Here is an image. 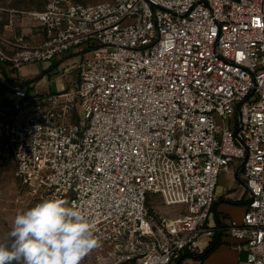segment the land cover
<instances>
[{"label":"built area","instance_id":"built-area-1","mask_svg":"<svg viewBox=\"0 0 264 264\" xmlns=\"http://www.w3.org/2000/svg\"><path fill=\"white\" fill-rule=\"evenodd\" d=\"M44 1L29 12L44 38L10 56L0 46V61L74 52L80 79L0 99V156L29 201L86 210L92 264H176L201 252L220 175L242 164L246 211L227 232L264 264V0ZM151 195L185 213L155 230Z\"/></svg>","mask_w":264,"mask_h":264},{"label":"crops","instance_id":"crops-1","mask_svg":"<svg viewBox=\"0 0 264 264\" xmlns=\"http://www.w3.org/2000/svg\"><path fill=\"white\" fill-rule=\"evenodd\" d=\"M4 26V27H2ZM45 36L44 29L32 17L22 20L17 17H11L10 22L2 25L0 21V46L10 56L15 49L37 45ZM74 56L72 63L71 57ZM68 56V57H67ZM65 59L56 63L58 66L65 65L69 67L71 63L77 67L79 56L74 52L64 56ZM67 58V59H66ZM38 61L27 63L19 67H14L11 61H0V97L6 102L10 101L13 94V87L19 82L34 80L36 77L51 74L53 68L40 72ZM58 64V65H57ZM54 68V69H55ZM6 73V76L4 73ZM44 75L38 81L30 84L33 92L43 94L48 91L44 90L42 80ZM63 86H66L65 84ZM72 86L70 83L68 88ZM236 165L233 166V171ZM234 172L228 170L223 172V177L227 180V185L223 188L222 193L217 194V200L214 203L210 222L212 225L211 232L199 237L198 244L200 251L209 245L214 235L218 234L221 238V244L211 252L204 260L187 257L183 263L188 264H248L247 248L243 241L231 236L227 232L229 224L232 222L241 223L246 211V201L248 192L240 178L234 177ZM240 246V248H237ZM200 252V253H201Z\"/></svg>","mask_w":264,"mask_h":264},{"label":"clouds","instance_id":"clouds-1","mask_svg":"<svg viewBox=\"0 0 264 264\" xmlns=\"http://www.w3.org/2000/svg\"><path fill=\"white\" fill-rule=\"evenodd\" d=\"M101 246L90 214L63 198L17 211L0 238V264H83Z\"/></svg>","mask_w":264,"mask_h":264},{"label":"rangeland","instance_id":"rangeland-1","mask_svg":"<svg viewBox=\"0 0 264 264\" xmlns=\"http://www.w3.org/2000/svg\"><path fill=\"white\" fill-rule=\"evenodd\" d=\"M75 1L82 4H92L105 0ZM44 6V0H0V21L2 22V25H4L10 22V18L12 16L20 18L21 20L23 18L27 19L31 17L29 12L42 10ZM70 57L72 60L71 62L73 63L75 58H73L74 56L72 55L69 56V58ZM64 59L65 57L60 60L38 63L40 72L47 70L50 65V67L53 68L50 75L46 73L43 77L42 84L44 86V90L57 93L61 91V87L64 84L67 87L71 83L72 86L69 88H74V86H76V83L80 79L79 68L75 67L72 63L69 67L61 64V66H58L57 69L55 68V62H60ZM0 99L3 98L0 97ZM80 115L83 117L84 113L81 112ZM15 170L16 165L12 158L0 156V238H2L4 234L10 230L13 217L17 211L26 210L34 205L29 201L26 189L21 180L16 176ZM223 172L219 178L216 190L217 194L222 193L223 188L227 185V180L223 177ZM233 175L236 177V171ZM147 207L148 220L151 221L155 230L185 213L184 206L167 205L162 198L157 195H151L149 197ZM139 257L142 256H132L131 261L126 264H136ZM189 257L194 258L193 256ZM83 264H92L91 258L86 260L84 259Z\"/></svg>","mask_w":264,"mask_h":264},{"label":"trees","instance_id":"trees-1","mask_svg":"<svg viewBox=\"0 0 264 264\" xmlns=\"http://www.w3.org/2000/svg\"><path fill=\"white\" fill-rule=\"evenodd\" d=\"M4 73V72H3ZM4 75L6 76V73H4ZM44 75V73L42 74ZM42 75L36 77L34 80H30V81H26V82H19L16 84V86H23V85H27L30 86V84L32 82L38 81L39 79H41ZM214 207V206H213ZM221 238L218 234L214 235L213 239L211 240V242L209 243V245L204 249L203 252L198 253V254H194L193 257L202 261L204 260L211 252H213L220 244H221ZM189 257V255H185L184 257L180 258L176 264H183L184 260Z\"/></svg>","mask_w":264,"mask_h":264},{"label":"water","instance_id":"water-1","mask_svg":"<svg viewBox=\"0 0 264 264\" xmlns=\"http://www.w3.org/2000/svg\"><path fill=\"white\" fill-rule=\"evenodd\" d=\"M241 166H242V164H241ZM241 166H240V167H241ZM240 167H239V168L237 169V171H236V177H237V178H239V169H240ZM243 184L245 185L244 182H243ZM245 187H246V185H245Z\"/></svg>","mask_w":264,"mask_h":264}]
</instances>
